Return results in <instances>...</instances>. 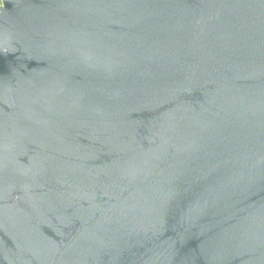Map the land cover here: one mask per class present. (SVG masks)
<instances>
[{
  "label": "water",
  "instance_id": "95a60500",
  "mask_svg": "<svg viewBox=\"0 0 264 264\" xmlns=\"http://www.w3.org/2000/svg\"><path fill=\"white\" fill-rule=\"evenodd\" d=\"M0 264H264V0H0Z\"/></svg>",
  "mask_w": 264,
  "mask_h": 264
}]
</instances>
